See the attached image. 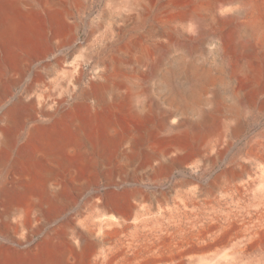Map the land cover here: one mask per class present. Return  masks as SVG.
I'll return each mask as SVG.
<instances>
[{"label": "bare ground", "instance_id": "bare-ground-1", "mask_svg": "<svg viewBox=\"0 0 264 264\" xmlns=\"http://www.w3.org/2000/svg\"><path fill=\"white\" fill-rule=\"evenodd\" d=\"M82 1L38 0L41 13L62 26L70 23L74 6ZM115 1L114 5L120 4L125 8L120 20L131 24L135 30H142L140 36L130 37L122 50L135 49L138 62L150 68L151 78L158 75L164 57L172 50L182 51L184 57H194L201 51L202 45L219 38V49L225 51L227 56L230 53L242 56L244 62L239 72L249 88L248 95L252 96L259 90L264 81V52L249 35L264 29V24L259 16L253 18L251 23L240 21L244 9L251 7L254 12L259 10V0ZM18 2L23 19L7 12L3 0H0L1 15L6 18L4 35L15 42H31L36 8L30 7L25 0ZM151 16L161 23V33H157L155 26H147ZM242 35L247 38L246 48L238 41ZM180 71V67L175 68L169 78L173 80ZM185 71L193 82L209 81L214 76L211 70L197 66L192 60L188 61ZM95 77L94 88L100 97L111 104L121 103L130 118L140 124H124L115 119L103 121L102 135L97 139L127 146L122 162L111 166L113 172L106 178L105 191L100 188L96 173L97 159L85 146L92 144V139L84 137V123L78 116L71 120L77 136L70 140L64 136V123L61 120L51 121L54 113L47 108L50 102L45 101L40 105L37 99H31L26 103L19 100L6 105L0 96V166L8 160L7 156L16 144V129L21 125L27 126L25 118H29L31 124L28 131L35 144L34 150L28 153L19 151L16 160L25 159L37 168L36 174L30 170L22 171L15 181H11L8 174L0 176V241L4 233L16 237L22 231L25 232L23 240L29 241L33 234L45 228L43 237L48 247L42 251L36 249L40 264H183L193 262L195 253L206 255L199 258L205 264H235L250 251L262 249L264 197L259 200L255 211L231 210L221 214L218 211L198 210L193 217L190 213L179 215L173 209L175 212H170L166 221L157 222L154 226L148 224L151 228L147 227L145 215L148 213H144V203L148 201L149 193L144 181L148 179L161 183L163 174L171 171L178 164V159L190 153V143L203 138L204 132L199 127L210 123L211 116L201 110L195 121L185 117V113L202 97L195 88H183L187 90L184 91L178 84L173 86L169 96V101L175 104L173 110L161 112L156 108L152 111L143 102L133 104L147 90L123 78L120 60L108 59L103 67L96 69ZM5 84L0 78L2 90ZM38 114L50 119H40ZM152 114L157 118L160 116L158 121L166 130L163 136H159L154 128L148 130ZM152 140L170 143L172 150L149 152L146 163L134 164L133 160L143 155L140 145ZM229 152L230 148L226 146L213 147L212 156L197 167L204 172L209 171ZM245 155L252 164L256 159L264 160V145L248 150ZM101 165L105 169L110 168L104 159ZM225 165L214 177V188H222L236 195L255 185L248 164L237 162ZM142 168L146 171L138 172ZM194 179L199 184V191L210 196L212 186L206 187L201 176ZM90 182L94 183L95 188L90 195H86L92 201L91 211L98 216L96 221L90 215L83 217L82 211L70 212L76 198L83 196L84 188ZM36 184L41 186V190L30 193L25 204L19 203L18 195ZM124 191L127 195L118 199L119 204L105 198L109 193ZM213 199L209 198L208 202H213ZM165 202L164 197L157 196L152 203L163 207ZM191 202L201 206L198 200ZM233 239H238V242L234 244L232 253L219 249L208 254L221 240Z\"/></svg>", "mask_w": 264, "mask_h": 264}, {"label": "rangeland", "instance_id": "rangeland-1", "mask_svg": "<svg viewBox=\"0 0 264 264\" xmlns=\"http://www.w3.org/2000/svg\"><path fill=\"white\" fill-rule=\"evenodd\" d=\"M18 1L3 0V4L7 12L23 19L24 15ZM25 1L30 7L36 8L37 12L33 18L34 35L31 42H15L6 38L4 35L6 18L0 12V78L6 83L3 90L0 88V96L6 105L19 100L26 103L31 99H37L41 102L40 105L45 101L50 102L47 108L54 113L51 121L61 120L64 123V136L70 140L77 136L71 126V120L78 116L84 123V137L92 139L93 143L85 146L97 159L96 173L100 188L105 191L106 178L113 172L111 166L122 162V155L127 146L120 142L107 143L97 139V136L102 135L103 121L115 119L124 124L132 123L135 126L140 124L130 118L127 109L121 103L111 104L100 97L94 88L96 69L103 67L108 59L120 60L123 65V78L147 90L142 94L143 97L138 98L133 104L143 102L152 111L156 108L161 112L175 109V104L169 101L170 92L175 84L180 85L182 89L193 87L202 98L184 116L190 121H195L200 116L199 112L203 110L211 116V121L199 127V130L204 132L203 138L199 142L190 143V153L178 159V164L163 174L161 183L148 179L144 181L145 189L149 193V199L144 203V213H148L145 215L147 225L154 226L157 222L166 221L167 215L172 211L179 215L190 213L195 217L194 214L198 210L218 211L221 214L231 210L238 212L256 210L259 200L264 197V160L256 159L255 164H252L245 153L264 145V81L254 95H248L249 88L246 87L244 77L239 72L244 62L242 56L234 53L227 56L225 51L219 49V38L213 39L202 45L201 51L194 57H184L182 51L172 50L164 57L158 75L151 78L150 68L138 62L135 49L122 50L128 39L140 36L142 30H135L131 24L127 25L120 20L125 8L120 4L114 5L115 0H83L74 6L70 23L65 26L41 13L38 0ZM258 2L261 6L259 10L254 12L251 7L243 10L240 16L242 23H251L253 18L259 16L264 24V0ZM147 26H155L158 29L157 33H161L162 25L153 16L149 18ZM244 35L240 36L238 41L246 48L248 42ZM249 36L253 37L257 47L264 52V29L253 31ZM189 60L194 61L199 67L211 70L213 79L191 81L185 71ZM177 67L182 71L175 74L171 80L169 75ZM38 117L45 121L50 119L41 114H38ZM159 117L152 114L147 126L148 130L154 128L159 136H163L166 130L160 125ZM25 121L27 126L21 125L16 129V144L10 150L8 160L0 166V176L8 174L11 181H15L24 170L33 171L35 174L37 170L35 165L27 163L25 159L16 160L19 151L28 153L34 150L35 146L28 131L31 121L29 118H25ZM152 141L140 145L143 155L134 159V164L146 163V155L149 152L172 150L170 143ZM216 146L229 147V155L217 161L209 171L200 170L197 166L212 156L211 150ZM102 159L110 165L109 169L101 165ZM237 162L249 165L251 177L253 176L252 179L256 181L255 185L236 195L222 188H214L216 174L226 166L225 164ZM145 171L146 169L142 168L138 172ZM196 176L203 178L206 187L212 186L210 196L209 193L199 191V184L194 179ZM40 187L36 184L25 193H20L18 202L25 204L28 195L40 191ZM94 188V183L90 182L84 188L83 196L76 198L70 212L82 211L83 217L90 215L92 220L95 219L93 221L98 220L96 218L98 216L90 209L91 198L86 195H90ZM126 195V191L109 193L105 198L108 197L106 200L119 204L118 199ZM157 196L166 199L163 207L152 203L153 198ZM209 198L215 200L208 202ZM192 200H198L201 206L199 204L195 206ZM87 201L89 204H86ZM254 219L257 220V216ZM149 225L147 227L151 228ZM24 233L22 231L16 237L9 233L1 235L0 264L41 263L36 249L42 251L48 247L43 237L45 228L33 234L29 241L23 240ZM236 242L238 239L221 240L208 254L219 249L232 253ZM204 256L206 255L203 253H195L193 258L196 259L193 262L187 261L183 264H205L199 259ZM235 264H264V247L250 251V254Z\"/></svg>", "mask_w": 264, "mask_h": 264}]
</instances>
